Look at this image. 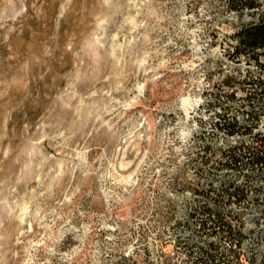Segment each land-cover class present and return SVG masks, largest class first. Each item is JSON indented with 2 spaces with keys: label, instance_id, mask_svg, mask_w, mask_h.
<instances>
[{
  "label": "rangeland",
  "instance_id": "rangeland-1",
  "mask_svg": "<svg viewBox=\"0 0 264 264\" xmlns=\"http://www.w3.org/2000/svg\"><path fill=\"white\" fill-rule=\"evenodd\" d=\"M230 3L0 0V264H257L264 174L226 160L264 132V0Z\"/></svg>",
  "mask_w": 264,
  "mask_h": 264
},
{
  "label": "trees",
  "instance_id": "trees-1",
  "mask_svg": "<svg viewBox=\"0 0 264 264\" xmlns=\"http://www.w3.org/2000/svg\"><path fill=\"white\" fill-rule=\"evenodd\" d=\"M230 1V8L233 10H236L239 14H242L244 5L249 8L253 9L257 5V0H228ZM239 3L243 4V7H238ZM245 7V8H246ZM238 41L239 44L236 47V53L238 54L239 52H255L256 49L262 48L264 49V18H261L258 21H251L240 31L237 33ZM260 54L257 52L254 54L252 57L253 59L258 61V56ZM253 118L256 117V113L254 114L252 112ZM244 129V131H253L252 127L246 128L240 126V124L236 121L234 123L229 124V132L231 134ZM226 165L230 167H244L247 165L255 166L259 168L263 174H264V132H257L254 135V138L252 142L248 145H243V146H234L230 148V152L228 155V159L226 160ZM200 224V223H199ZM213 225L211 227L216 228V225L223 224L224 226H227L228 228L231 226L224 224V222L220 221H213ZM207 221L201 222V226L203 228L207 227ZM210 227V226H209ZM231 234V232H229ZM238 235V234H237ZM238 244L241 243L240 239L237 237ZM208 246L210 247V250H215L217 249V244L214 241H211L208 243ZM211 259L209 261L211 263L215 262L216 257L213 252L209 251ZM130 260V259H129ZM198 262H202V260L198 259ZM238 261V259H236ZM223 260L221 261L220 259L215 263V264H222ZM129 264H137V261L134 260L132 262H129Z\"/></svg>",
  "mask_w": 264,
  "mask_h": 264
},
{
  "label": "built area",
  "instance_id": "built-area-1",
  "mask_svg": "<svg viewBox=\"0 0 264 264\" xmlns=\"http://www.w3.org/2000/svg\"><path fill=\"white\" fill-rule=\"evenodd\" d=\"M260 253L257 254V258L254 260L257 264H264V249L259 251ZM252 260V259H249Z\"/></svg>",
  "mask_w": 264,
  "mask_h": 264
}]
</instances>
